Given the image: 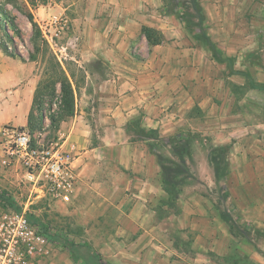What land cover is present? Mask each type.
Here are the masks:
<instances>
[{
  "label": "rangeland",
  "instance_id": "obj_1",
  "mask_svg": "<svg viewBox=\"0 0 264 264\" xmlns=\"http://www.w3.org/2000/svg\"><path fill=\"white\" fill-rule=\"evenodd\" d=\"M25 4L32 11L49 47L35 59L31 58L35 29L21 11ZM164 7L166 11L168 7ZM174 7L177 11L184 12L193 23L194 31L203 36V29L200 28L194 9L188 11L181 5ZM8 8L20 34L15 32L16 28L11 22H7V17L0 10V44L6 43L12 53L17 51V55L10 56L2 50L0 58V122L13 114L10 111L16 104L13 90L20 89L28 82V86L34 85V96L38 90V100L30 111L33 113L32 122L36 125L32 135L43 138L46 142L64 145V149L76 160L81 149L98 146L101 142L102 128L91 129L88 126L94 118L91 108L96 102L92 96L95 83L97 86L101 83L104 85L105 73L112 69L104 59L107 49H111L112 39L115 42L116 37L111 29L107 30L109 25L103 26L104 22L111 21V17L99 14L97 3L91 0H21L17 6L9 5ZM54 17L66 20L67 24L62 27L59 23H54ZM240 19L245 23L249 22L251 15L247 12ZM183 25L187 33H191ZM202 26L208 32L209 25L205 22V15ZM133 35L135 37L131 39L128 54L138 57L149 54L151 46L143 41L141 33ZM261 41V46H264V35ZM109 51L108 55L111 54ZM263 53L244 51L240 56L239 69H247L242 72L249 74L248 78L251 79L248 85L264 84ZM57 62L65 70L74 90L72 114L67 111L61 82H53L54 69L59 67ZM94 72L99 73V76L94 78L92 85L89 74ZM7 81L9 84L4 87ZM89 87L92 90L89 91ZM238 93L242 100L239 110L243 115L240 125L250 126L251 129L248 134L241 136L244 138L242 141L235 145L231 143L215 146L204 139L208 136L191 133L190 137L178 144L180 156L185 158L175 159L167 152L164 153L167 155L164 156L165 161L167 160L164 169L165 183L175 195L172 198H177L174 206L166 205L167 195L155 214L156 220L161 218L158 237L155 239L163 246L161 251L167 262L264 264V93L258 90L251 93L256 106L244 102L245 88L238 89ZM53 117L57 122H54ZM12 123L30 131L28 121L26 125ZM98 162V166L90 165L87 170L101 184L85 192L84 199L77 196L69 204L43 196L42 192L26 180L20 166L3 168L0 165V189L57 232L67 234L77 241L91 242L110 261L108 255L125 249L135 236L133 239L130 237L129 241L115 240L113 237L120 225L117 216L121 210L127 212L131 204L128 202L121 210L112 204L126 198L121 191L113 190V184L106 182H112L120 172L117 160L104 159ZM75 164L77 170H82V159ZM103 181L106 183L103 184ZM189 200L193 203L190 204L191 207L188 204L184 206ZM237 200H240V208ZM9 209L11 208L0 201V216ZM221 211L233 215V229L221 218ZM251 211L255 212L252 219L246 217ZM210 233L216 234L214 239L207 238ZM138 249L139 246H134L131 256L124 257L130 261H113L115 264L141 261V254H135ZM143 257H150L151 261L153 253ZM42 264L84 263L82 260H74L66 248L52 240L51 253Z\"/></svg>",
  "mask_w": 264,
  "mask_h": 264
},
{
  "label": "crops",
  "instance_id": "obj_2",
  "mask_svg": "<svg viewBox=\"0 0 264 264\" xmlns=\"http://www.w3.org/2000/svg\"><path fill=\"white\" fill-rule=\"evenodd\" d=\"M91 1L97 3L99 14L111 17L103 26L109 25L107 30L113 31L116 41L112 39L111 49H107L104 59L112 69L105 73L104 85L95 83L92 95L96 101L91 108L94 121L91 120L88 127L102 128L104 133L100 135L98 146L81 149L76 157L75 163L82 159L84 166L77 170L79 181L72 202L77 196L84 199L85 192L101 184L87 170L90 165L98 166V160H117L120 172L112 182H106L113 184V190L121 191L126 198L112 204L120 210L128 202L131 206L117 216L120 225L113 237L121 241H129L134 236L135 239L125 249L108 255L109 260L114 264L113 260L117 259L130 261L124 257L131 256L134 246H139L135 254L139 252V259H142L130 264H172L167 262L161 251L163 246L155 239L161 221V218L156 220L155 214L168 195L164 177L167 164L164 156L167 155L164 153L175 159L185 158L175 154L170 144L172 138L181 143L191 133H196L208 136L204 139L215 146L235 145L251 130L250 126L240 125L243 115L239 110L242 100L238 89L245 88L244 102L255 106L257 103L252 101L251 93L254 90L264 93V90L248 85L251 79L249 74L242 72L247 69H239L240 56L244 51L264 52L261 46L264 0H200L205 22L209 25L208 35L222 52V60L213 55L210 46L187 33L176 14L165 11L163 0ZM247 12L251 20L245 23L240 17ZM142 25L161 30L166 40L151 46L146 56L138 57L128 53L133 34H140ZM143 38L147 42L145 36ZM262 56L264 58V53ZM89 75L93 85L99 73ZM262 80L264 82V78ZM7 84L9 81L4 87ZM28 85L27 82L13 90L16 102L10 108L13 114L0 122V129L7 124L18 126L12 122L27 124L35 91L34 85ZM187 204L191 207L193 203L189 200L184 206ZM237 205L241 207L240 200ZM246 217L252 219L255 212H249ZM214 236L216 234L210 233L207 238L214 239ZM150 253H153L151 261L150 257H143Z\"/></svg>",
  "mask_w": 264,
  "mask_h": 264
},
{
  "label": "built area",
  "instance_id": "obj_3",
  "mask_svg": "<svg viewBox=\"0 0 264 264\" xmlns=\"http://www.w3.org/2000/svg\"><path fill=\"white\" fill-rule=\"evenodd\" d=\"M53 22L62 27L67 24L58 17ZM0 150L2 167L20 166L26 180L43 196L64 204L72 202L79 172L64 145L7 124L0 129ZM27 212V208L22 212L9 209L0 216V264H40L50 255L52 239L29 221Z\"/></svg>",
  "mask_w": 264,
  "mask_h": 264
},
{
  "label": "trees",
  "instance_id": "obj_4",
  "mask_svg": "<svg viewBox=\"0 0 264 264\" xmlns=\"http://www.w3.org/2000/svg\"><path fill=\"white\" fill-rule=\"evenodd\" d=\"M21 2V0H0V10L2 11V14H5L7 17V22H11L13 27H15V32L17 34H20V31L16 25V23L13 21L14 17L11 16L10 11L8 6H17V4ZM23 3V2H22ZM163 3L167 8L166 12L167 13H174L176 16L186 25L187 29L193 34V36L201 41L203 44L210 46V48L213 51V55L221 60L223 59L222 57V52L217 48L215 42L210 38L208 35V32L206 31V27L202 26L204 22V10L203 6L200 2V0H163ZM191 3V4H190ZM176 5H181L184 7L186 10H191L192 8L194 9L195 15L198 16L199 18V24L200 28L203 29V36L201 34L196 33L194 30V25L191 22L190 18L187 17L184 12L177 11V9L174 7ZM25 7H22L23 9L21 10L29 19V21L32 23L35 31L32 36V43L34 45V52L31 55L32 59H35L38 54H40L43 51H47L49 49L48 47V42L44 39L35 19L32 11L30 8H28L27 4L24 5ZM10 19V20H8ZM3 28L6 30V27L3 26ZM8 34V33H7ZM141 36H145L147 39V42L149 43L150 46H154L157 44H161L166 40L165 34L152 26L148 25H142L141 27ZM202 36V37H201ZM10 37V35H9ZM11 38V37H10ZM1 48L2 50L10 56L17 55V51L15 52H10L8 46L6 43H1ZM58 66L56 69H54V83L57 82L58 80L61 82V88H62V93L63 97L65 98L66 102V107L67 111L69 113H73V105H74V90L72 88V85L70 83L69 78L67 77V74L64 69L60 66L59 62H57ZM254 86L257 88L263 89L264 90V84H259V83H253ZM38 93V90L36 91ZM35 92L34 96V104L38 100V95ZM33 104V106H34ZM33 118V113L30 112L29 114V126H30V131L33 132L36 129V125L33 124L32 122ZM54 122H57V119L53 117ZM170 144L173 147V150L175 154L180 156L181 152H179V141L177 139L172 138L170 139ZM166 184V190L168 193V199L165 202L167 205L174 206V200L172 196H175L172 194V189ZM0 201L3 202L8 208H11L12 210H15L17 212H22L23 211V206L18 203L14 198L11 196H8L7 193L0 189ZM222 219L227 222V224L230 226L231 229L235 227L234 224V218L232 214L225 213L224 211L220 212ZM27 217L29 221L39 227L44 233H46L53 241L57 242L60 244L63 248H66L72 258L74 260H82L84 264H114L111 261H107L103 255L92 245L91 242L89 241H77L76 239L70 237L67 234L59 233L56 230H54L49 224L45 223L39 216L32 212H27Z\"/></svg>",
  "mask_w": 264,
  "mask_h": 264
}]
</instances>
